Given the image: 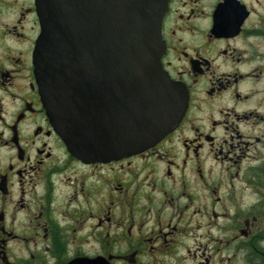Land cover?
<instances>
[{
    "label": "flooded vegetation",
    "instance_id": "1",
    "mask_svg": "<svg viewBox=\"0 0 264 264\" xmlns=\"http://www.w3.org/2000/svg\"><path fill=\"white\" fill-rule=\"evenodd\" d=\"M38 35L35 0H0V264H264V0L169 1L160 62L184 113L106 163L54 130Z\"/></svg>",
    "mask_w": 264,
    "mask_h": 264
},
{
    "label": "water",
    "instance_id": "2",
    "mask_svg": "<svg viewBox=\"0 0 264 264\" xmlns=\"http://www.w3.org/2000/svg\"><path fill=\"white\" fill-rule=\"evenodd\" d=\"M169 1L35 0V81L76 159L106 163L140 154L182 118L187 96L160 62Z\"/></svg>",
    "mask_w": 264,
    "mask_h": 264
},
{
    "label": "rangeland",
    "instance_id": "3",
    "mask_svg": "<svg viewBox=\"0 0 264 264\" xmlns=\"http://www.w3.org/2000/svg\"><path fill=\"white\" fill-rule=\"evenodd\" d=\"M196 245V241H194V248H192V252L194 253V252H198V247L197 246H195ZM160 264H162V263H160Z\"/></svg>",
    "mask_w": 264,
    "mask_h": 264
}]
</instances>
